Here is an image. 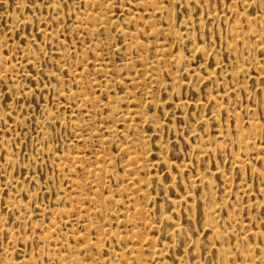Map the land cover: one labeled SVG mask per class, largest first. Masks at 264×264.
Returning <instances> with one entry per match:
<instances>
[{
	"label": "rangeland",
	"instance_id": "1",
	"mask_svg": "<svg viewBox=\"0 0 264 264\" xmlns=\"http://www.w3.org/2000/svg\"><path fill=\"white\" fill-rule=\"evenodd\" d=\"M0 264H264V0H0Z\"/></svg>",
	"mask_w": 264,
	"mask_h": 264
}]
</instances>
